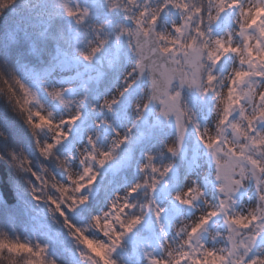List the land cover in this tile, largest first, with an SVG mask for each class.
Returning a JSON list of instances; mask_svg holds the SVG:
<instances>
[{
  "label": "snow or ice",
  "instance_id": "obj_1",
  "mask_svg": "<svg viewBox=\"0 0 264 264\" xmlns=\"http://www.w3.org/2000/svg\"><path fill=\"white\" fill-rule=\"evenodd\" d=\"M16 4L0 0V18ZM59 7L78 30L92 37L87 51L78 50L84 62H93L110 35L117 42L126 38L123 84L110 99L101 103V93L90 105L87 94L77 103L65 99L66 89L53 88L48 95L69 111L67 118L56 120L51 112L33 107L38 103L35 95L15 74L9 70V79L0 71V94L27 127L39 157L55 161L66 182L43 163L35 168L23 151L9 150L7 156L0 154V161L24 179L34 200H44L63 218L86 250L81 255L88 264H117L113 257L122 240L147 214L157 225L162 217L171 226L181 216L186 221L171 242L163 237L159 255L145 254L146 264H264V0H92L91 10L60 0ZM93 14L103 23H90ZM197 94L215 102L211 128L202 127L188 107L187 100L195 103ZM133 104L135 121L147 124L146 114L155 115V122L147 124L149 131L158 125L163 132L166 123L174 126L176 140L165 145L172 157L183 150L191 126L212 164L202 179L168 189V180L175 179V174L169 177L173 165L159 163L141 149L143 162L136 161L139 179L116 196L107 211L92 217L98 235L90 237L87 229L70 223L66 213L86 208L85 190L99 174L94 166L103 168L122 146V163L131 166L138 144L132 137L135 124L121 134L118 122ZM109 131L115 139L102 150L99 142ZM0 137L8 139L2 132ZM62 148L78 152L82 172H73L69 161L59 157ZM252 181L255 206L237 210L233 193ZM45 257V248L0 236V260L7 264H49Z\"/></svg>",
  "mask_w": 264,
  "mask_h": 264
},
{
  "label": "trees",
  "instance_id": "obj_2",
  "mask_svg": "<svg viewBox=\"0 0 264 264\" xmlns=\"http://www.w3.org/2000/svg\"><path fill=\"white\" fill-rule=\"evenodd\" d=\"M79 1H82L90 10L92 9L90 0ZM59 4L60 0H17L14 8L8 10L0 18V71H3L7 78L10 79V70L24 83V79L30 73L42 75L53 69L63 55L71 56L73 54L76 48L72 39L74 21L64 15ZM97 19L93 14L90 23ZM80 31L85 38H88V34L83 29ZM119 59L111 73L100 78L98 85L94 83L93 86H88L90 99L95 94H106L110 90L117 78H113V76H119L122 70L124 57ZM209 101L212 103L214 100L212 97L206 96V106H209ZM187 103L193 112L195 104L188 100ZM134 128L141 129L143 136L136 138V134H132L133 140L138 141V144L134 150L131 166L125 167L124 164L117 176L113 177L103 171L98 177L99 184L96 185L95 198L89 197L88 205L84 210L77 209L75 212L66 213L69 222L76 227L84 229L83 226H86L88 230L86 234L89 236L95 233L91 227L92 217L96 216L98 207L106 194L112 191L111 185L118 186L122 179L128 184L139 179L140 174L136 175L135 167L136 161L143 160L141 149L144 152H151L159 163L167 164L172 159L166 151L164 140H162L165 133L161 132L157 126L149 131V129L145 130V126L141 125L140 121H135ZM188 131L190 133L187 146L190 148L195 136L191 126ZM0 132L8 137L7 140L0 137V154L7 156L9 150H14L17 153L23 151L33 161L35 168L39 169L40 164L43 163L56 175L59 181L64 179L65 175L55 161H42L39 157L31 134L20 117L13 112L12 105L3 94H0ZM124 147L122 146L115 155L121 152ZM64 149L62 148L58 153L61 159L64 157ZM113 161L114 159L108 163ZM174 174L175 179L168 180L166 184L168 189H173L179 184L176 170L169 173V177H173ZM110 179L113 182L109 186ZM135 202L138 206L134 211L139 212L143 197ZM50 208L51 206L44 200L40 202L34 200L24 179L18 177L4 161H0V236L6 235L12 240L30 244L33 248L37 246L45 248V258L49 264H75L76 254L80 250L86 253V250L73 238L71 231L64 226L63 218L50 211ZM147 216L148 214L132 231L135 234L132 238L135 245L125 239L122 240L121 247L117 249L113 257L117 260V264H132L138 261L137 257H140L138 253L142 251V245H144L141 243L143 242L141 236L149 237L147 234L151 230L143 229L142 223ZM150 216L152 215L150 214ZM155 229L159 233V225L156 224ZM151 231L153 233V229ZM0 264H7V260H0Z\"/></svg>",
  "mask_w": 264,
  "mask_h": 264
},
{
  "label": "rangeland",
  "instance_id": "obj_3",
  "mask_svg": "<svg viewBox=\"0 0 264 264\" xmlns=\"http://www.w3.org/2000/svg\"><path fill=\"white\" fill-rule=\"evenodd\" d=\"M66 2L70 6H76V4H79L82 8L86 7V5L79 0H66ZM92 3V0L89 1ZM94 24H97L99 26L100 23H103V20L97 19L93 22ZM73 29H74V35L72 36L73 42L75 43V49L73 51V54L71 56L63 55L57 62L56 66L48 70L46 73L42 75H38L34 72L30 73L25 79H24V85L30 90L31 93H33L36 97V100L38 103L34 104L33 107L37 110H41L45 113L51 112L53 115V118L56 120H59L60 118H67L69 111L65 109L62 105L59 104L58 101L53 100L52 97L48 95V91H51L53 88L59 89V90H67L64 91V97L65 99L74 100L77 103L79 100L87 94L88 101L87 103L90 105L91 103H95L96 97L98 94H95L93 98L90 99L89 93H88V86H93L95 83L98 85V82L101 77H103L106 74H103L102 76H99V73L97 69L94 66L88 65L86 62L82 60V58L78 55V50L87 51L88 48V40L91 37L90 34L87 35L88 38H85L81 34V29L78 30L75 23H73ZM105 31L111 32L110 27H106ZM125 46V47H124ZM127 53L126 48V38L122 37L119 42L115 40L114 35H110L108 38V45L106 54L104 57L105 63L107 68L109 69V72L113 70L116 66V64L119 62L120 57H124L122 70L119 76L114 75L113 78H116L114 80V83L110 90L104 94L100 95V102H103L104 98H111L113 95L116 94L117 88L121 87L123 84L122 74L125 70V54ZM111 62L112 67H109V63ZM111 73V72H110ZM109 73V74H110ZM108 74V75H109ZM99 76V79H98ZM186 96L187 91H185ZM92 97V96H91ZM205 97L199 98L197 94V99L195 104V108L193 109V114L196 117V121L202 126V127H213L214 121H215V113L213 111L214 108V101L211 103L209 101V106H206L205 103ZM213 100V98H212ZM188 101H191L189 99ZM191 103H193L191 101ZM211 105V107H210ZM209 112V113H208ZM135 105L128 107L126 111L122 112V118L118 122L120 127L118 130L121 132V134L127 132V129L130 127H133V124H135ZM155 115H147L145 116V120L147 121V124H153L155 122ZM140 124L145 126V130H148V126L145 123V121H140ZM113 127H116V125H113ZM158 129L160 130L159 126L157 125ZM190 128V127H189ZM194 130V129H193ZM194 132V131H193ZM163 133L165 137H163L162 140L164 143V146L167 144H172L176 140V134L174 126L170 124L164 125ZM167 133V134H166ZM190 131H188L185 135V141H184V148L181 152L177 153L175 157H172L170 159L169 163L173 165V170H176L179 176V183H189L192 180H196L199 176L200 179L203 178V174L205 172L209 171V165L212 164L211 157L208 155L207 150L203 148L202 145L199 144L198 138L195 136V133H193L194 137V144L198 143V147L194 148L193 144L190 145V148L187 146V140L189 139ZM132 134H136V138H141L143 136V131L139 128H133ZM115 139L114 133L111 131L107 132L105 137H102L101 142H99V147L102 150H107L111 147L113 141ZM192 142V143H193ZM77 148H80V145L76 146ZM166 148V147H165ZM64 157L63 159H67L69 161V167L73 172L80 173L83 170V166L79 165V154L77 151L72 149H64ZM119 150V149H118ZM117 150V151H118ZM189 150V152H188ZM189 154H192V157L194 159L188 158V163L186 160L187 156ZM115 155V154H114ZM75 157V158H73ZM125 158V152L122 150L121 152H118V154L115 155L114 161L111 163H107L103 168H95L94 170L97 171L99 174L97 175V179L95 184H93L95 187L99 183V176L102 174V172H107L110 177L117 176V173L121 171L123 167L122 161H124ZM186 162L188 164V168L184 169L183 162ZM143 162V160L141 161ZM126 166V165H125ZM128 166V165H127ZM214 167V165H213ZM137 169L136 175L138 172V167H135ZM112 179V178H111ZM110 179V180H111ZM109 180V186L112 184L113 180H111L110 183ZM61 183L66 182V176L64 179L60 180ZM136 182V181H135ZM132 182V183H135ZM131 183H126L124 179H122L118 186L115 184L111 185L112 191L108 192L106 194L104 200L102 201L101 205L98 207V211L96 216L102 215L105 211L108 210L111 202L113 199L116 198V196H122L127 191V188L129 187ZM178 185V184H177ZM97 193V191H96ZM172 195H175V192H172ZM96 196V195H95ZM90 197V195H89ZM93 198V197H91ZM233 199L235 200V208L237 210H250V207H254L256 204V195H255V183L252 182H245L244 187H241L236 192L233 193ZM159 203V201H158ZM237 204V205H236ZM155 217L150 214H148L147 218L143 221V229L147 230L154 229V226L156 225L154 223ZM186 221V216H181L177 222H175L174 226L169 225L168 222H166L163 217L161 219V222H164V232L159 235V237H151L149 232L147 235H149L148 238L144 239L145 237L141 236L142 241L144 245H142V251L139 252L140 257H137L138 261L132 263V264H146V253L152 254V255H159L160 250V244L163 239V237L166 235L168 238V241L171 242L173 239H175V233L177 229L181 226L182 223ZM84 229H86V226H83ZM151 231V230H150ZM156 231V230H155ZM98 234L95 232L90 235L91 236H97ZM134 232L128 233L124 239L125 241H129L130 244H133L132 238L134 237ZM207 244L211 245L212 240L211 236L207 237ZM82 253H85L84 251L80 250L76 256L74 257V261H76L75 264H84V259L82 258Z\"/></svg>",
  "mask_w": 264,
  "mask_h": 264
},
{
  "label": "water",
  "instance_id": "obj_4",
  "mask_svg": "<svg viewBox=\"0 0 264 264\" xmlns=\"http://www.w3.org/2000/svg\"><path fill=\"white\" fill-rule=\"evenodd\" d=\"M107 45H108V42L105 44L102 51L97 54V56L94 58V60L91 64L86 62L88 65L94 66L98 70L99 74H101V73H103V74L107 73L108 74L109 73V69L107 68L105 60H104L106 50H107ZM85 191L89 192V195L94 197L96 188L94 185H92L91 189H86ZM84 264H88V262L85 260Z\"/></svg>",
  "mask_w": 264,
  "mask_h": 264
}]
</instances>
